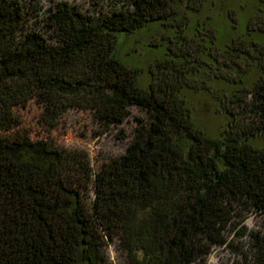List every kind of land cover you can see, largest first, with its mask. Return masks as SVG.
<instances>
[{"label":"trees","instance_id":"obj_1","mask_svg":"<svg viewBox=\"0 0 264 264\" xmlns=\"http://www.w3.org/2000/svg\"><path fill=\"white\" fill-rule=\"evenodd\" d=\"M181 1L124 0L99 13L56 1L32 27L21 0H0V264H111L109 244L122 264H203L226 244L236 211L264 227V45H211L220 56L206 66L238 77L221 100L227 120L216 138L182 96L201 69L184 35L166 36L167 59L146 89L115 56L119 33L175 29ZM30 103L48 131L72 111L104 132L131 107L145 117L122 154L93 167L84 150L24 129L19 113ZM238 235L254 241L244 264H264V236L244 226Z\"/></svg>","mask_w":264,"mask_h":264},{"label":"rangeland","instance_id":"obj_2","mask_svg":"<svg viewBox=\"0 0 264 264\" xmlns=\"http://www.w3.org/2000/svg\"><path fill=\"white\" fill-rule=\"evenodd\" d=\"M56 1L76 5L86 13H99L124 0H21L29 25L42 26L46 9ZM174 32L185 36V49L190 47L191 52L197 49V63L201 67L199 73L189 80L188 84L191 85L182 90V96L195 125L209 137L216 138L225 128L227 120L221 100L231 93L232 82H236L238 77L224 68L206 66L209 63L207 56L215 55L219 59L220 54L214 51L211 45L216 47L223 42L264 45V2L182 0L175 16V29L172 31L151 23L136 30L131 36L119 33L115 56L124 66L138 71L137 84L141 89L148 87L150 74H157V66L167 59L166 36L170 38ZM208 38L214 42L207 44ZM197 43H200V47L196 46ZM250 50L249 52L255 55V51ZM257 76V71L249 73L247 83H253ZM19 114L22 126L33 137L41 138L49 133L66 148L82 149L87 153L93 167L122 154L132 137L135 119L145 117L139 109L131 107L130 116L126 121L104 132L86 112L72 111L62 118L56 129L48 131L39 123V110L33 103L28 104ZM241 226H244L248 233L264 236V227L259 217L250 211L238 210L226 227V244L214 247L203 264L246 263L251 258L254 241L249 235H238ZM106 252L111 264L123 263L122 252L116 250L113 244L107 246Z\"/></svg>","mask_w":264,"mask_h":264}]
</instances>
